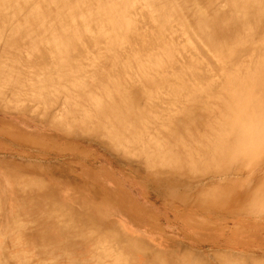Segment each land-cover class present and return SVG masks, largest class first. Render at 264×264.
Listing matches in <instances>:
<instances>
[{"label": "rangeland", "instance_id": "rangeland-1", "mask_svg": "<svg viewBox=\"0 0 264 264\" xmlns=\"http://www.w3.org/2000/svg\"><path fill=\"white\" fill-rule=\"evenodd\" d=\"M5 1L8 2L7 0H3V1L0 0V2H1L0 19H1V21L2 20L5 21V22L2 21V23L3 22L4 23L0 24V28H1L0 29V34H1L0 36H2L1 37L2 41L0 40V42L2 43V44L0 43V47H1L0 52H3L4 50L7 52L9 51L10 55L6 54V58L8 60H6V58L4 56L3 62L6 63V65L10 64L11 66H14L15 68L17 66L18 71H20V72L22 71L21 74L22 75L24 74L28 78L30 77L28 75V73L33 72V71H35V72L39 71L40 74H42V72L43 73L46 72V74L48 76H49V74L51 75L53 73L52 76H56L57 72H59V70H60L59 69L60 67H58V66L64 67L65 65L70 63L73 66V67H71L72 71H74L78 68L77 70L79 71V73L82 72V74L80 73V76H81L80 77L78 74H76L77 73V70H76L75 71L76 76L73 75L75 78L74 79L72 77V74H74V73L72 71H70V73L72 72L71 77L73 78V79L72 78H70V79H72L73 81L74 80L78 81L77 75L80 77L79 80H81L83 78V76L85 75V73H89L92 70V72H90V73H92L95 76V78H96L95 82L97 83V87H98V88H95V87L92 88L94 90L93 92L96 93V95L100 94V93L101 94L103 93V95H107V94L110 95V93L113 92L111 94L113 95V97H116V98H114V100H116L115 102H117L119 104L123 103L124 106H126V104H127L128 106H126L125 108H132V107L135 108V106H132L133 105L132 101L134 99L136 100L135 97L139 96L138 98L141 99V100H139V102L141 103L140 105L143 106L142 111H144L145 110L144 108L147 107L146 111L149 112L152 109L154 111V113L153 112H151V113L155 114L153 116H156L155 117L156 123H154L155 122V120L153 119L154 117L150 118L152 116H149V118H148V115L146 117H145V115H143L144 119H142V124H144V122H146V120H147L148 125H149V121H150L154 125L157 126V125H163L162 123H160V121L161 122L163 121L164 125L168 126L167 128H162V130L164 131L165 134H163L161 132L160 133L161 137L159 136L160 134L157 136L158 138H160V140H162L163 142H167V143L166 144L162 143L160 140L157 139V137H156V140H155V138L147 137L145 139V141L143 142V146H142L144 148L146 145L145 150L150 151L152 149V143H153L151 141H157V140L160 141L162 144H165L164 148H167L168 145H171L173 148H175L173 146L174 141H175V135H172V136L169 135L170 133H168V131L176 129L175 128L177 126L176 123H178L177 121H180V117H181L180 112L183 109L186 110L190 106L192 107V105H194V103L197 99L198 100L200 99V102H202V101H204L205 96L207 98V95H208V97L210 96V98L207 99L208 102L210 101V99H212V101H210V103H208V104H211L210 107H208V109L207 108L205 109L208 115L206 114L205 111H202V113H200V119H198V120L208 121L209 118L213 117L214 119L216 118V121L218 118L219 122L220 121L222 122L224 120L227 123V125L229 124L228 120L233 119V117L231 116L232 115L231 113H233L234 109H235L232 107L233 106V100L237 101V100H244L245 99V96H241L242 99H240V96H238V94L241 93V90H237V89L234 90L233 88L230 91L231 94L229 93V91L224 90V88H220L221 90H219L218 98H216L217 96H215V95H214V97L216 100L214 99L213 96L211 97V94H212L211 91L212 90H211V84L210 83L212 82V84H213V82H214L213 79L216 80L217 78H220V76L222 78L223 75H225L224 71H223L224 69L222 70L221 66L219 65L221 63H219V60L217 61V59H219L218 57H220V56L216 55L217 56L216 57L215 55H213L214 53L212 54L206 48H204L208 51V52H205L206 56L204 58V54L201 52L203 50V47H204V46L202 47L203 44L200 45L201 44L200 41L196 37L193 38V36L189 34V31H188L186 26L184 27V30H183V28L181 29V27L184 25H182L179 22V20L177 23H180L181 26H179L180 24L178 26L175 25L176 23H174V22L177 20L174 19L175 20V21L173 20L174 22L172 20H170L172 24L171 25L169 24V26H171V27L170 28L168 27L169 29H167V31H166V29H164V31L162 30V27L167 28L166 24L163 25L162 23L159 24V22H157L159 27H160V25L162 26L160 28V30L163 32H167L165 34L162 32L163 33L162 36L164 39H166L168 41L170 48L173 46L172 43H174L173 38H177L175 40V43H174V45L177 48L176 49L171 48L173 58H172V54H170L171 53L170 48H169L170 52H168V50H167L168 48H165L166 50L165 49L163 50L164 52L167 51L171 55V56L170 55L166 56V55H168L167 52H166V55H164V56L170 58L169 62H168V60H166L168 58L163 56V52H162L163 48H161V50H159V53H161L159 55H162V56L157 57L158 56L157 54L151 55V52L148 50L149 47L151 46V44L149 45V43L153 42V40H156L155 38L153 39L151 37H154L156 35V33L157 34L161 33V31L158 29V27L155 29L158 31H155V30H154L155 32L153 31L154 27L152 28V26L154 24H152L151 17L148 16L150 8L146 4L147 0H139V1L135 0L132 3V5H131L132 1L126 0L128 2V4H127V2L124 0L126 2V6L124 5L123 0H121L122 2L120 0H105V1H109L112 3V5L109 3L110 6H115L116 4L119 5V6L116 5L117 7H114L113 10H115L114 11L115 13H113V15L116 14L117 12H119L118 15L120 16V18H122V14L125 11V9H127V7H129L128 9H130V11L128 10V14L126 12L124 15V24H125V20L127 22V19H128V22L130 24L127 25V23H126L125 24L126 30L124 28V30H122L120 33V34H122L120 37L123 38L124 41H125V39H128L127 40L128 44L125 43L126 44L125 45L124 42H122L123 40L121 41L118 39L117 40L120 42H117V40H116V42H114V44L115 43H121L118 45H119V47L123 48V49H121V48L117 49L118 47L116 44V47H117L116 49L121 51L120 53L123 57V58L122 57L120 58V61H123V62L125 61V63H126L128 58L130 57L129 60L131 63H133L132 64L133 66L132 65L131 66L134 67L135 69L131 68L130 65L127 64L128 63L127 62L126 63V67H127L126 69L127 70L126 69L125 70L130 73L129 74L127 72L128 75H130L131 77L128 78L129 76L126 77V75H124L126 77V80H127V82H126L125 78L122 75L121 79H120V77H117V79H119V80L118 81L116 80L115 82H117L118 85H121L120 81L122 80V84H124L123 86H126V89H128V88L131 89L130 90L131 94H133L132 92L134 89H135L134 92L137 93L136 90H137V87H139V86L136 85L135 86L136 88L134 87L133 89H132L133 86H131V87H129V86L131 84L137 82V80H139V78H136V80H134V82L131 83V81H133V79L135 78V77H133V75H135V74L137 75L139 73L137 76H140V79L142 78V81L141 80H139V81H140V83L146 85L145 86L146 89L144 88V86L141 85L145 89V91H143V90L141 91L144 95L141 96L142 93L140 94V91L137 90L138 94L134 93L137 96H133L134 94L132 95L134 97L133 100L131 99L133 97H126L128 99L123 98L122 95L125 94L124 96H126V94L128 93V91L125 88H124V90L127 91L126 93H124L125 92L124 90L122 91L121 86L117 85L118 89L113 88V87H116V84H115V82H113L112 77L115 78L116 75L118 76L119 74H123L120 72H123L122 69L124 68L123 66L125 63L123 65H121V63H120V68H122V67L123 68L121 69L122 71L120 69L118 70V68H119V66H118L119 61L118 60L119 59L117 58V55H119V53H115L116 50L114 51L113 49H110L111 51L113 50V52H110V50H108L110 48V46H107V48L109 47L107 49L105 47L106 45H104V43H106V41L110 39L108 34H110V32H112L111 31L112 29H110V27L113 26V25H111L113 22H112V20L110 21L106 17V14L103 13V11H104L103 9L100 10L103 7H101L99 10H97L100 14L96 13L97 14L96 15L94 13V11L91 10L92 7H89L90 1L81 0L78 2V0H77L76 2H78L79 6H80L79 10L81 12L80 13L81 17L79 16V14L77 16V12L74 10V7L73 8L71 7L73 12L72 11H71L72 13L69 12L68 13L69 16H66V15L62 16L64 18H61L62 19L61 20L59 15H62L63 11H65V10L66 11L64 13L67 14V10L68 9L71 10L70 6L74 5V4L69 5V3L67 5V2L70 0H68L67 2L65 0L63 2V7H65V8H63L64 10L61 9L62 8L61 5L58 6L59 1H60V4L62 3L61 0H57L58 4H56L55 3L56 1H54V0H39V2L37 0L35 3L39 4L38 7H40L41 8L40 10H42L43 12L45 10V7L47 9L50 7L51 12L48 9V12H47V10H45V12H44L45 14H47V13L51 14L52 13L51 15H55L56 13L54 12V10H56V12L58 10L59 15L56 17H52V19H54L55 21L59 19L58 22L59 21L62 22L65 19V21H64L65 23H67L68 20L71 23L77 22L76 24H74V23L71 24L68 22L67 24H69V25H67V24L66 25L69 27H71L72 25H75L74 29L77 27H78V29L80 28V32H82V35L84 33H85L84 35H86V34L89 35L88 30L89 31L92 30V31H90V33L94 32V34H92V35L90 34L87 37L81 36L78 29H75V32H74V30H72L73 27H71L70 29L74 33H71V31H69V32L72 34L73 38L76 37L77 33H78V35L80 34L81 39L80 40L78 39L79 42H77L74 38V41H73L71 34H69L71 38L65 39L66 43L69 45L65 44L66 46H63L60 43L64 40L65 37L64 36L60 37V39L63 37V39H61L62 40L61 42L59 41L60 39H58L59 38L58 36H60L62 34V31L60 30L61 31L60 35L56 34L55 28L57 27L58 23L56 22V25H55L56 27H55L54 26L55 23L52 20L50 22L52 23V25L54 27L51 28L52 25L48 26V24L50 23L49 20L51 18H49L48 20H45L47 24L45 23V21L42 20L40 15L44 16V13L43 12H42L43 14L39 13L40 10L37 7V5L34 4L37 8L33 5L35 0L34 1L32 0V2H31V0L28 1L31 3V5L26 0V3H28L27 6L25 3V0H23L25 3V4H23L24 8L22 7V10H24L23 12L21 9H19L21 7H19V8L16 7L19 5V3H20L19 6H22L21 3H23V1L20 2V0H17V1L14 0L15 2H19L16 4L13 3L14 5L11 2L12 0H9V2H11L12 5L10 3L7 4ZM46 1H48L49 4ZM50 1H52V2L54 1V2L52 3ZM71 1H70V4H72ZM82 1H84L85 5L82 3ZM92 1L95 2V3H93V9L94 8L98 9L96 7H98L99 5L100 6L102 5V2H101V4L98 5L99 0H97L98 3H96L97 2L96 0L95 1L92 0ZM179 1H181V0H177L178 3H179ZM195 1L205 11H210V10L215 9V8H227L226 0H191V3L195 2ZM65 2H66V5H64ZM76 2H74V3H76ZM5 3L7 4V7L9 8V10H11V11L18 8L17 12H14L16 10L10 12V11H8L7 8L5 10L8 12V13L6 12V14L10 13V17H12L13 12L15 13V16H13L14 17L13 18L14 23H17L15 20H18L17 18H20L19 19L20 21H18L19 24L17 23L16 27H14L16 24L12 23L13 22L12 18H10L11 20H7V18H9V16H7L4 12V8H5L4 6H6ZM81 3L84 6H82ZM143 3L146 5V8H145V6H141V5H143ZM42 4H43V6H42ZM50 4L56 6L57 9L55 7H53L52 5L50 6ZM2 5H4V6H2ZM8 5H10V6H8ZM105 5H106V3H105ZM223 5H225V7H223ZM31 6L32 7L34 6V8H36V9H34V11L32 10L30 12V11H28V8H31ZM66 6H67V8H66ZM77 6H75V8ZM90 6H92V5H90ZM120 6L123 8L122 10H121ZM132 6H133V8H132ZM139 6H141V7H139ZM13 7H14V9H13ZM82 7H83V9L81 11ZM118 7L120 8V11H122L121 14H120ZM105 8L107 9L108 7L105 6ZM111 8L112 7H109V9H111ZM18 10H20V14H19ZM60 10H62L61 14L59 12ZM83 11H85V12H83ZM135 11H136V13H135ZM29 12H30V15L28 14ZM33 12H35V13H33ZM74 12H76V14H75L76 18L74 17L75 15L73 16ZM92 13H94V14H92ZM24 14H25V16H23ZM34 14H36V16H38V17H36ZM88 14H91L92 17H90V15H89V18H88L87 17ZM137 14H139V15H137ZM17 15H19V16H17ZM93 15H95V17H93ZM132 15H135V16L133 17ZM26 16L29 18L30 17L31 18L34 17V18L30 20ZM45 16L48 18V15H45ZM70 16H73V17H70ZM96 16L99 17V18L97 17L98 23L96 22L97 21ZM24 17H26L25 19H29L28 22L32 21L30 23L32 27L30 28L31 30H30L29 34H28V31H29L28 27H30V24L28 25L27 23H25V22H27V20H24ZM82 17H84V19L86 18L88 20V24L86 23L87 20H85L83 22ZM110 17H111V15H110ZM137 17H139V18H137ZM142 17H144V18H142ZM93 18L96 19L95 20V24H97L96 26L92 25V24H94ZM147 18H148V21H147ZM73 19H75L76 21L75 20L71 21ZM111 19H112V17H111ZM132 19H134V22L135 21L136 22L134 23ZM143 19H145L146 21L144 20V22H143ZM188 19L192 21L193 15H191ZM37 20L40 21L38 24L35 23V22H38ZM66 20H67V22H66ZM89 20H90L91 24L89 23ZM92 20H93V22H92ZM102 20H103V23H101ZM141 20H142V22H140ZM23 21L25 24L28 25V26L26 25L27 28L22 26V24L24 25V23H22ZM81 21L83 23H81ZM20 22H21V24H20ZM60 22H59L58 26L62 27L63 24L65 25V23L62 24ZM131 22L134 25L132 24V26H131ZM32 23H34V24H32ZM78 23H80V25ZM105 23H107V24H105ZM138 23H139V25H138ZM5 24L8 25L7 28L10 31V34H9L10 37L7 36L8 35L7 34L8 29H6V26L3 27V25H5ZM44 24H46L45 27L48 26V28H51V30L47 29L48 33L54 31L53 34L49 33L50 37H49V35L46 36L47 33L44 32V30L46 31V29H44ZM101 24H102V27H101ZM103 24L105 26L104 28H103ZM114 24H116V23H114ZM12 25H14L13 26L14 28H12ZM66 25H65V27L69 28ZM85 25H87V26L90 25V26H88L89 29L87 27H85ZM143 25L145 27L142 28ZM18 26H19V28H17ZM40 26L44 29V30L42 29V34L44 33L43 34L44 37H42V34L40 33L41 32ZM81 26L85 27L87 30L82 28ZM92 26H94V27H92ZM98 26H99V29H98ZM126 26L127 27L129 26L128 27L129 29H131L130 27H132V30L130 31L129 29H127ZM138 26H140V27H138ZM149 26H151V27H149ZM156 26H157V24H156ZM174 26H177V27H174ZM33 27L37 30H38V27H40V29L38 31L41 35V37H40L41 39L39 38V35H38V37L32 35L33 37L31 38V31L33 34L38 33V31L34 30ZM60 27H57V33L58 34H59L58 29ZM96 27H97V30H96ZM16 28H17V31L15 30L16 31V34H15V31H13V30ZM66 28H65V30H67ZM141 28L143 31H141ZM174 28L176 29L177 32H175ZM2 29L4 31H1ZM53 29H55V30H53ZM108 29H109V32H108ZM138 29H139V32L137 33ZM146 29H148V30L152 29V30L148 32V30H146ZM81 30H84V31H81ZM99 30H101L103 37H99V36H96V37L104 38L101 41H99L100 40L99 38H98L99 40L97 38H95V35H98L99 33H100L99 35L101 36V32ZM178 30L179 31L183 30V31H181V35L179 32L180 36L183 35V32L187 31L188 33L187 32L186 33L190 35L192 40L189 37V35H187V34H184L185 37H183V36L179 37L178 34L172 35L173 38L171 36H169V33H170V35L172 33H178ZM18 31L20 33L22 32L23 34H20ZM24 31L27 32L26 34L29 36H25ZM104 31L108 32V34L106 32L104 34ZM129 31H130V33H129ZM152 31H153V34H151ZM3 32H5L4 35H3ZM17 32H18V34H17ZM123 32L126 34L123 35L124 34ZM214 32L220 33L219 29H215ZM75 33H76V36H74ZM139 33H141V35ZM146 33H148V34H146ZM54 34H55V36H54ZM120 34H118V35H120ZM133 34L137 35V38L135 37L134 41L132 40V38H134V36H135V35L133 36ZM16 35L18 36L17 38H16ZM23 35H24V37H29V38L24 39ZM164 35H166L167 38ZM186 35H187V37H186ZM91 36H93V37H91ZM115 36L116 35H114V37ZM123 36L124 37L126 36V37L124 38ZM52 37H53V39H52ZM80 37L78 36V37H76V39L80 38ZM117 37H115V38H117ZM130 37H131V39H130ZM141 37H143L144 39ZM5 38H7V40ZM14 38H16V39H14ZM30 38L32 41H28ZM38 38H39V43H41V41L43 43L39 44L37 41ZM111 38H113V37H111ZM170 38H172V39H170ZM4 39H5V42L3 41ZM55 39L57 40L56 43L52 44V41L55 42ZM140 39L142 41L143 40L144 41L142 42ZM183 39H185V40H183ZM188 39L190 40V42L188 41ZM196 39H197V42L195 41ZM17 40H23V41H18V43L23 42L21 44L23 48L20 47V43L18 44ZM69 40L70 41L72 40L73 42L72 41L71 42L73 44L70 43ZM85 40L87 41V43H85L86 42ZM93 40H94V42H93ZM97 40L99 41V43H98L99 48H97V45H96ZM104 40H105V42H104ZM130 40H132V41H130ZM10 41H11V43H14L13 46L10 45L11 44ZM15 41H16V43H15ZM49 41H50V44H49ZM138 41H140V43L141 42L142 43L138 44ZM184 41L186 44L184 43ZM187 41L189 43L193 42L194 44L193 43H192L193 45L189 44ZM25 42H27V44L30 42H33V44L36 43L37 44V45L35 44L36 47L37 48L39 47V48L37 50L35 49V47L32 49V47L34 46L32 43L28 44V46L26 47ZM76 42H77V44H75ZM109 42H111V45H112L113 42L111 41V39L109 40ZM7 43H10L9 44L10 47L7 45ZM46 43H48L47 44L48 46L45 45ZM81 43H82V48L80 47ZM38 44H39V46H38ZM63 44H64V41H63ZM74 44H75V47H74ZM123 44L126 47H123ZM176 44H178V45H176ZM15 45H17V47L20 48L19 50H21V49H23V50H21V52H19V50L16 49L17 47ZM49 45H50V47H49ZM130 45H132V46H130ZM146 45H149V46H146ZM190 45H192V47ZM194 45L195 46L197 45L196 49H198L197 51H200V52H197V54H195V56H198L197 58L194 56V53H193L196 50H192L195 48ZM40 46L42 48H40ZM55 46H56V48H58L57 50L54 49ZM135 46H138V48H135ZM175 46H174V48H175ZM200 46L202 48L201 50L199 48ZM13 47H14V49H13ZM44 47H45V49L48 48V50L43 49ZM111 47H115V46H111ZM132 47L135 49H133ZM188 47H190V48H188ZM28 48H31L32 50L28 49ZM64 48L67 50V52L68 51L70 52V50H72L70 55L67 53H65L66 56L64 54H61L62 51H65ZM68 48H72V49L68 50ZM141 48H143V49H141ZM158 48H160L159 45H158ZM185 48H186V50L184 51ZM26 49H27V51H26ZM74 49H76V51ZM103 49H107L108 51H106V50L102 51L101 53L104 52L105 54L100 55L99 50L101 51ZM139 49H141L142 51H140ZM33 50H36V51H33ZM73 50L75 51L74 53H73ZM143 50H145V51H143ZM23 51H25V52H23ZM28 51L30 53L34 52L36 54L33 53L32 56H30V54H28V56H30V58H29L30 60H28L27 56L24 57L26 60L25 59L23 60L22 56L25 55L24 53L27 54ZM44 51H46V52H44ZM51 51H53V52L51 53ZM57 51H60V52H57ZM97 51H98V54H96ZM137 51L140 53V55L142 57L144 55L145 58L147 56L149 58H151L149 60V58L147 57L149 60V63H150V61H155L157 59L160 60V62H161L163 60H161L160 57L162 59L164 58L167 63L164 61L165 65L163 68H161V66L163 65L161 63L162 65L160 66V68L162 70H160V68L157 65H156V67H157V69H159V71H162L163 73L165 72L166 74H167V72H169V74H170V72H172V71L176 72L178 70L177 64H176L177 62L175 60L177 58V61L180 62V59L182 60L183 55H184V59H186L185 54H187L186 55L187 57H189V55L194 56V59H197V61L199 59V61H198L199 63L201 61L200 59L204 58V61H206L205 66L202 65V63H200L201 66L198 65L199 69L202 68L201 71L204 70L203 72H201V75L198 74L199 73L198 67H196L197 70L195 68L190 69V67H189L187 70L186 69L185 70L187 71V73L190 70L189 71L190 73H188L185 77H187L189 75L190 79L188 77V78H186V80H188V81L190 80L189 81L190 83H191V80H193L194 82H199L200 84H203V85L205 84V86L210 85V87L208 88V89H210V91L208 93L205 92L206 95L204 92H203L204 94H202V89H203V91H206L204 89L205 86L200 85V87L202 86V88H199L200 90L197 88V90H196V89L192 88V86L194 84V82H193V84H191V85L189 83H187L188 88L185 87L186 91L183 90V85H181L180 86V87H182L181 91H182V93L185 92L184 93L185 95L184 94L178 95L177 93L178 92L180 93V91H178V88H180V87L177 84H179V83L181 84V82L175 83L174 80L169 78L170 75L168 76V74H167L166 79L169 78L171 80V81H169L170 83H168V81L165 79L164 74H161L162 72H160V77L157 75V73L159 71L156 68L155 69L157 70L156 71L157 73L152 75V73L155 72V71H153L154 67H151L152 68L151 69L148 65H147L148 68L146 66H144L146 64L147 60L140 57V55L139 56L137 55V57L140 58V59L138 58L139 59L138 62L139 61L142 62V60L144 62H142V68H141L142 70L139 71V69H137V68H139L141 63L140 62L138 63L137 61L135 62V59L132 58V55L134 56L135 53L136 54L138 53ZM157 51H158V49H155V52H157ZM178 51L179 52L184 51L186 53L183 52L184 54H182L181 52L179 53ZM22 52H23V55H22ZM82 52H84V53L82 54ZM122 52H124V53H122ZM190 52H192V55ZM19 53H21V56L19 55ZM48 53L50 54V56ZM58 53L61 54V58L63 56H65V58H62V59H66L65 60L66 62L67 61H70V62H68L67 64L65 62V65L64 64L57 65L58 63L61 62L59 59L60 55ZM110 53L113 56H110ZM12 54L17 55L16 58L20 64L18 62L17 63L15 62L14 63L15 65L12 64L13 63L12 60L14 59V61H15V58L11 57V56H13ZM51 54L53 56L58 54L59 56L58 55H56V56L58 57L59 62L57 60H55V59H57V57L54 58ZM75 54H76L77 58H76ZM129 54H131V55L128 56ZM175 54L177 55V56H175L176 58L174 57ZM201 54H203V57ZM3 55H5V54L3 53ZM3 55H2V57H3ZM38 55H40V56H38ZM71 55L73 56V58L71 57ZM98 55L102 58H99ZM121 55H119L118 57H120ZM180 55H182V56L180 57ZM200 55L202 58L200 57ZM33 56H35L34 59H33ZM74 56H75V58H74ZM207 56H208L209 63L206 59ZM214 56H215V58H214ZM49 57H50V59H49ZM66 57H68L69 59ZM134 57H136V56H134ZM154 57H156V58H154ZM11 58H12V60H11ZM71 58L73 59V63L71 62V60H72ZM83 58H84V60H83ZM93 58L94 59L97 58V59L94 60V64L92 65L91 62L93 61ZM178 58H179V60H178ZM211 58H213L214 60L212 61ZM221 58H223L222 55H221ZM77 59H80L79 60L80 64H78L79 62ZM89 59L91 60L90 63H89ZM171 59H173L174 61H172ZM116 60L118 61V63L116 62ZM23 61H25V62H23ZM54 61L55 62L57 61V63H54ZM109 61H110V63H109ZM204 61H202L203 64L205 63ZM62 62H64V60ZM97 62H98V64H96ZM130 62H129V64H131ZM174 62H176L175 65H174ZM210 62H212V63L210 64ZM215 62L219 63V64H216ZM22 63H23V66H20V65H22ZM30 63H32L31 66H28V65H30ZM39 63H41V64L39 65ZM48 63L50 64V70H48L46 68V67L49 68ZM83 63H85V64L83 65ZM114 63H116V65H117L116 67H115ZM137 63L139 64V66ZM207 63H208V65H207ZM35 64H36V66H35ZM55 64L57 66H55ZM87 64L90 65V67H88L86 70V66H88ZM112 64L114 66H112ZM151 64H153V63H151ZM41 65H43V66H41ZM53 65L56 68L58 67V69H56V68L54 69ZM97 65H98V67H97ZM153 65H155V64H153ZM158 65H160V64H158ZM168 65H170V67H172V68L170 69V67ZM206 65L208 68L206 67ZM216 65H219V66L215 67ZM79 66L82 68H80ZM109 66L113 67V68L110 69ZM128 66H129V68H128ZM174 66L176 68H174ZM203 66L206 67L207 69L206 68L203 69L204 68ZM39 67H40V69H42V67H43L41 72L38 69ZM51 67H53V69ZM168 67H169L170 71L166 70V69H168ZM218 67H220V68L218 69ZM64 68H65L63 70L64 72L60 73V76H61V74L63 75V73H65L66 70L69 71L70 67L69 68L64 67ZM173 68L176 69V71L173 70ZM210 68H213V69H210ZM46 69H47V71H46ZM105 69H106V72H105ZM113 69H115L114 74L116 73V75H114V76L109 75L110 73L113 74V71H114ZM129 69H132V70H129ZM133 69H134V71H133ZM208 69H210V72L213 71L212 73H214V75L210 74ZM214 69L219 73L222 70L223 73L222 74L220 73V76H219V74L216 73ZM88 70H90V71H88ZM143 70L145 72L147 70L148 73H149V71L150 72L153 71L152 73H150L153 76L152 79L150 78L152 81L150 79L146 81V79L144 78V77L149 76V75H147V73L143 72L144 77L143 76L141 77V75H142L141 71H143ZM191 70L196 71L195 73H196L197 77L200 76L198 79L201 80V82L197 79L196 75L192 74V73H194V71L191 72ZM48 71H50V72L48 73ZM60 71H62V70H60ZM135 71L137 73L132 74ZM178 71H180L181 73L184 72V74H186L185 71H183V72L181 70H178ZM259 72H260V74H258ZM66 73H68V72H66ZM70 73H68V75H66V77L69 78ZM202 73H204L203 74L204 76L206 74V76H205V77H207V78H205V79H207L206 81L209 80L208 77L211 75L215 76L216 78L209 77L211 79L209 80V85H208V83L205 80H203L204 76L202 75ZM124 74H126V73H124ZM145 74L147 76H145ZM180 74L177 76H179V79H182V77L180 78ZM44 75L42 74V76H44ZM58 75L56 76L57 78L50 76L49 83L50 84L52 83V85H50V86L46 85V83L48 81V79H47L48 76H47V78L43 77V78H45V79H43V85L44 86L42 85L41 87H45V89L44 88H42V89L39 88V90L38 89H35V90L25 89V90L21 91L20 93L13 95V96L10 94H8V95L6 94L3 96V98H2V96L0 97V264H147V263L149 264V262H151L150 264H233V263L234 264H242V263L243 264H264V248H263L264 247V176H263V174L262 175H258V174L250 175L248 173H243L239 176L238 175L234 176L236 178L230 177L228 179H220L218 176L216 177V175H215L217 173L216 171H218L220 168L222 169L224 167L229 168L230 166H232V168L230 167L229 169H233L234 167L237 168V166L239 165V163L241 162L242 159L241 160L240 159L235 160L234 158H228L229 161H228V159H225L222 162H219L218 165L213 164L214 165L213 166L210 164L207 166L206 163H204L202 160V158H204V157L200 158L201 156L198 153H195V152H197L196 150H193V152H192V153H195L192 155L193 158L190 156V159L186 158V159H183V161H182V160H180L179 157H177V159L175 160L173 155H176L175 153L180 154V151L178 150L179 148H175L174 151L170 150L171 151V152L169 151L170 156H165L164 158H160L158 160V162L160 163L159 168H157V167H155L154 169L151 168L152 169L151 174L150 173L148 174L145 171L143 172L144 164H146L147 160H145L146 159V157H145L146 153L145 154L143 153V151L141 150L142 147L139 145V143L130 142L128 144V145H130V149H129V147L126 145L127 142L122 143L123 145L121 146V144H119L117 142H113L112 139L110 140V138H108V136H106L107 131L102 130V129H98V126L107 125L108 120H106L105 118H98L99 114L96 113L97 107H95V105H93V106L90 105L91 108H89V110H93L95 108V111H92L94 113H92L89 110H85L86 109L85 106H87V104H85L83 102L82 103L84 104L83 105L84 108L82 106L76 107L73 105H71L69 108L67 106H64V102H65L64 98H66L65 94L60 90L57 92L55 91V89L57 88V85L60 84V82H59V84L57 82V81H59ZM154 75L159 77V78L156 77L158 80H160L162 78H164V80L159 81L161 83H159L157 80H155L156 82H158V84H157L156 82L153 81L154 79H156ZM171 75H172V77H174L176 74L172 73ZM256 75H257L259 81L264 80V72L263 71H257ZM63 76H65V75H63ZM109 76L110 77L112 76L111 77L112 80ZM177 76H175V77H177ZM149 77H151V76H149ZM193 77H195V78L191 79ZM46 79H47V81H46ZM110 80L113 82V84ZM124 80H125V82H124ZM244 80L246 82H248V80L246 78H244ZM99 81L101 83H98ZM128 81L130 83H128ZM175 81H176V78H175ZM259 81L256 83V85L251 84V82H248L246 84V89H247V92H249L252 100L254 99L257 101V100L261 99L260 105H262L263 109H264V99H263L264 96L263 95L261 96V94L264 93V88H262L263 82L262 81L259 82ZM49 83H47V84H49ZM126 83H128V84H126ZM147 83H149L148 84L149 86L147 85ZM151 83L153 84V86H150V85H152ZM164 84H168V85H171V84L175 85L176 84L177 86L176 87L173 85L169 86L168 88L171 90V92H170L168 90V88L164 89L167 86V85L165 86ZM127 85H128V87H127ZM154 85H156L155 88H154ZM184 85H186V83ZM107 86H108V90H107ZM160 86H162V87H160ZM48 87L49 88L52 87V88L50 90H48L49 89ZM54 87H55V89H54ZM193 87H195V85ZM196 87H198V86H196ZM46 88L48 91L46 90ZM152 88H154V89H152ZM162 88L164 90L170 92L172 95L174 92L175 95L180 96L184 100L186 98L187 100L184 101V100H181L180 97L179 98L176 97L178 99V102H179L178 103L176 101L177 99H173L172 95L170 93H166V91H163ZM213 88L215 89V87H213ZM40 89L43 90L42 93H44V94L40 95V97H39V94L37 93L38 97H36L35 91H38L41 94ZM175 89L177 90V93H176ZM193 89L195 90V91H193L195 93H193L191 91ZM214 89H213V91H214ZM256 89L258 92H256ZM105 91H107L108 93H106ZM156 91H158V92L160 91V94L164 93L165 94V95L163 94L164 96H167V94H169L168 96L171 95V97H168V98L164 97V96L162 97L160 95L163 98V100H162L163 104L164 103H166V104L163 105L162 103H160L161 97L157 96V94H159V93ZM198 91L201 93L202 97H203V95H205L203 97V99L200 97L201 95L199 96V94H197ZM215 91H218V90L215 89ZM232 91H234V92H232ZM59 92H61L63 95ZM191 92H192L191 98L194 96L193 98L196 99L195 97L197 95L199 96V98H197L196 100H193V98L191 99L189 97V99H188L187 96H189ZM49 93H51V94H49ZM79 93L80 92L77 93V95H78L77 98L78 97L81 98V93H83V92H81L80 94ZM115 94H117V95H115ZM44 95H49V97L45 98L46 96H44ZM118 95H121V97L123 99L121 100L120 96L118 97ZM221 96H223L224 98H222ZM100 97H101V95H100ZM174 98H175V96H174ZM150 99H152V100L150 101ZM153 99H155V100H153ZM164 99L165 100L168 99L169 101L171 99H173V100H171L173 103L170 104L171 101L170 102L164 101ZM153 101L154 102L160 101V102L159 103L156 102L155 104H153L154 103ZM183 101H184V103H183ZM125 102H126V104H125ZM168 102H169V104H168ZM246 102H247V100H246ZM136 103H134V105H136ZM149 103L153 104V105H151L152 108H150ZM189 103H191V104H189ZM230 103H231V105L229 106ZM218 104H219V106H218ZM225 104H228V105H225ZM138 105H139V103H138ZM153 106H154V108H153ZM166 106H167V108H166ZM194 106H196V104ZM74 107H76V108H74ZM92 107H93V109H92ZM158 107H159V109H158ZM77 108H78V110H77ZM79 108H81L80 109L81 111L79 110ZM136 108L139 109L140 106L139 107L137 106ZM136 108H135V110H136ZM163 109H164V112H163ZM226 110H228V111L226 112ZM76 111H79V112L77 113ZM156 111L162 112L163 116H166L167 118H169V116L167 115L168 114L167 112H169V114H171L170 120L171 119L172 120L170 121L166 117H161V116H160L161 120L160 119L157 120L159 118V115ZM229 111L231 112L230 114H229ZM213 112H215L216 114ZM220 112H221V114L226 112L222 115L223 116L225 115L228 117L227 118L225 116L222 117ZM80 113L83 114L84 117L82 115H80ZM151 113H149V114H151ZM175 113L177 116H174ZM76 114H78V115H76ZM143 114H146V113L144 112ZM213 114H215V115H213ZM88 115L91 116V119H90V117H87ZM178 115L180 117L177 121H175L174 118L178 117ZM201 115H203V116H201ZM208 116H209V118H208ZM214 116H216V117H214ZM219 116H220V118H219ZM206 118H207V120H206ZM213 118L211 119L212 122L210 121L211 125H212L210 127H212V129H214L213 131H216V129L218 130V126H216L215 120H213ZM221 118H223V119H221ZM250 118H252L251 115L246 117V119H250ZM94 120H95V122H94ZM165 120H168V121H165ZM224 121L222 123H224ZM214 123H215V125H214ZM146 124H145V126H147ZM153 124L150 123L149 127L153 128L154 127V126H152ZM156 126L154 127L155 132H157ZM190 127L193 131L194 127H192V125L189 124V128ZM189 128H188V130H189V132H191ZM179 130H180V127L178 128V131ZM208 130L209 129H206V132H207L206 134H208ZM142 132H144V131H142ZM189 132H187V133H189ZM147 134H148V132L146 131V135ZM162 134L165 136L162 137L163 136ZM149 135L151 136L150 133H149ZM186 136H188V137H186ZM189 136H191V135H189V134L184 135L183 134L182 137H179V138H181V139L185 138L188 141L187 143L191 144L192 138ZM129 139L131 141L133 140L132 137H130ZM148 139H149V141H148ZM150 142H151V144H150ZM115 145H117V146H115ZM192 153H190V155ZM194 158H196V159L194 160ZM189 160L193 161L191 163H192V165H194V167H192V165L189 163L190 162ZM196 160H197V162H195ZM198 160L199 161L201 160L200 162L204 163V166L201 165L202 163L200 164ZM78 161L84 162V165L79 164ZM196 163H199L200 168L203 166V169L201 168V170H199L200 168H197L198 169L197 170L196 167H198V166L195 165ZM205 165L208 168L205 169V167H206ZM192 168L194 169L193 171H192ZM138 170H141L143 172V174L142 173L140 174L139 173L140 171L137 172ZM156 171L163 172V173L169 172L171 174L169 176L172 179L169 181H166L165 186H163L164 187L163 192H162V189L161 190H158V188L154 189V187L147 186L142 181V178L150 179V180L152 178H154L153 174L156 173ZM199 171H202V172H199ZM60 173L66 174L67 176H69V179L76 178L77 182H69V181L64 182V181L60 180V178L62 177L60 175ZM237 177L239 179H237ZM208 181H210V182H208ZM227 182H229V183H227ZM80 186H83L85 192L82 189H80ZM92 186L96 188V194H94V195L91 194V192L86 191V189H88L89 187H92ZM216 194H217V196H216ZM69 221H70V223H69ZM14 222L16 223V225H14ZM13 226H15V227L17 226V227L15 228ZM82 235H84V236H82ZM128 237H130V238H128ZM127 239H130L132 241H130L128 243ZM135 240H137V241H135ZM168 250H170V251H168ZM40 259H42V260H40ZM238 259H240V260H238ZM231 260H232V262H231Z\"/></svg>", "mask_w": 264, "mask_h": 264}, {"label": "bare ground", "instance_id": "bare-ground-1", "mask_svg": "<svg viewBox=\"0 0 264 264\" xmlns=\"http://www.w3.org/2000/svg\"><path fill=\"white\" fill-rule=\"evenodd\" d=\"M1 1H3V0H1ZM8 2H6L7 4H11V2H12V4L14 3V4H16V3H19V2H15V1H17V0H12L11 2H9V0H7ZM21 1H23V0H20V2ZM29 0H27V2H28ZM34 1V0H33ZM37 0H35L34 1V3H33V5L35 4V5H37V7H38V5L39 4H37V3H35ZM54 1H56L55 3L56 4H58V1L57 0H54ZM53 1V2H54ZM62 1V3L60 4V1H59V4H58V6H62V8L61 9H63V8H65V7H63V2L65 1V0H61ZM68 0H66V2H67ZM71 1V0H70ZM70 1H68L67 2V5H68V3H69V5H73V6H70V8L72 7H74V10L77 12V16H78V14H79V16L81 15L80 13V10H79V1H81V0H78V2H76L77 0H72L71 2H72V4H70ZM88 1H90V3H89V7H92L91 8V10H93L94 11V13L96 14V13H99L97 10H99L101 7H103V8H101L100 10H104L103 11V13L104 14H106V17L111 21L112 20V24L111 25H113V26H111L110 27V29H112L111 31L112 32H110V34L112 35H110V34H108V32H109V29H108V32H106V31H104V34H105V32L109 35V38L111 39V41L113 42L112 43V45H111V42H109V40H107L106 41V43L108 44H106V43H104V45H106L105 47L107 48V46H110V48L108 49V50H110V49H113L114 51H115V53H119V55H121V51H119V50H117V49H119V48H121V47H119V45L118 44H121V43H115L114 44V42H116V40L118 39V40H123L122 42H124V44L125 43H127L128 44V42H127V40L128 39H125V41H124V39L123 38H121L120 36L122 35V34H120L121 33V31L122 30H124V28H125V24L127 23V25H129L130 23L128 22V19H127V22H126V20H125V24H124V15H125V13L127 12V14H128V10L130 11V9H128L129 7H127V9H125V11L123 12V14H122V18H120V16L118 15V13L119 12H117L116 14H114L113 15V13H115L114 11L115 10H113L114 9V7H117L116 5H118V4H116L115 6H110V4L112 5V3L111 2H109V1H105V0H99V3H98V1L96 2V3H98V5L99 4H101V2H102V5L100 6H98V7H96V8H98V9H93V3H95V2H93L92 0H88ZM87 1V2H88ZM92 1V2H91ZM95 1V0H94ZM121 1V0H120ZM124 1V0H123ZM126 1V0H125ZM123 2L124 3V5L126 6V2L127 1H132L131 2V5H132V3L135 1V0H127L126 2ZM139 1V0H138ZM137 1V2H138ZM31 2H32V0H31ZM38 2H39V0H38ZM42 2V1H41ZM48 4H49V2L48 1H46ZM50 2H52V1H50ZM52 2V3H53ZM66 2H65V4L64 5H66ZM74 2H76V3H74ZM122 2V1H121ZM120 2V3H121ZM144 2V1H143ZM5 3V5L6 6H4V5H2V6H4L3 8H4V12H5V14H6V12L7 11H5L6 10V8L8 9V11H10V12H12V11H14V10H16V11H14V12H17V9L19 8V7H21V8H19V9H21L22 10V7H23V4H25L26 3V0H25V3H24V1H23V3H21L22 4V6H19L20 5V3H19V5L18 6H16V7H18V8H16V9H14V7H13V9L14 10H9V8L7 7V4ZM30 5H31V3L30 2H28ZM28 3H26V6H27V4ZM82 3L84 4V1H82ZM81 3V4H82ZM105 3H106V5H105ZM110 3V4H109ZM114 3V2H113ZM130 3V2H129ZM226 3H227V8H215V9H212V10H210V11H205V10H203V8L202 7H200L199 5H198V3L195 1V2H192L191 3V0H181V1H179V3L177 2V0H147L146 1V4H147V6L150 8L149 9V14H148V16L149 17H151V19H152V24H154L153 26H152V28L154 27V29H153V31L158 27V29L160 30V28L162 27L161 25H160V27L158 26V23L157 22H159V24H163V25H167L166 27L167 28H163L162 27V30L164 31V29H166V31H167V29H169L171 26H169V24L171 25L172 23H171V21L170 20H177V21H173L174 23H176L175 25H179L180 23L182 24V25H184V26H182L181 27V29L183 28V30H184V27L186 26L187 27V29H188V31H189V34L190 35H192L193 36V38L194 37H196L199 41H200V45H202V47H203V50L201 51L203 54H204V58H205V52H210V53H214L213 55H217V56H220V57H218L219 59H217V61L219 60V63H221V64H219V63H216V64H219L220 66H221V69L224 71V74L225 75H223V77L221 78V76H220V73L222 74L223 72H222V70L220 71V73L219 72H217L215 69V72L216 73H218L219 74V76H220V78H217L216 80L215 79H213V84H212V82L210 83L211 84V93L213 94H211V97L213 96L214 97V95L215 96H217L216 98H218V95H219V90H221L220 88H224V90H227V91H229V93H230V91H231V89L233 88L234 90L235 89H237V90H241V93H239L238 94V96H240V99H242V97L241 96H245V99L244 100H237V101H234L233 100V108H235L234 109V112L233 113H231L230 111H229V114L231 113L232 115V117H233V119H229L228 121H229V124L227 125V123L224 121V123H222L221 121L219 122V120H218V118H217V121H216V118L214 119L213 117H211V118H209V116H208V118H209V120L208 121H202V120H198V119H200V113H202V111H205L206 112V108L208 109V107H210V105L211 104H208V103H210V101H212V99H210V101L208 102L207 101V99L208 98H210V96L208 97V95H207V98H206V93H208L209 91H210V89H208L209 87H210V85H209V80L211 79V78H209V77H214V78H216L215 76H213L214 75V73H212V72H210V69H213V68H210V69H208V71H209V73L210 74H213V75H211V76H209L208 77V81H206L207 79H205V78H207V77H205L206 76V74H205V76L203 75L204 73H202V75L204 76H202L203 78V80H205L207 83H208V85L209 86H205V84L203 85V84H200L199 82H194L193 80H191V83L188 81V80H186V78H188L189 77V75L187 76V77H185L188 73H190L189 71H188V73H187V69L190 67V69H192V68H195L196 70H197V68L196 67H198V71H199V75H201V72H203V71H201L202 70V68L201 69H199V66L198 65H200V63H202V65H204L205 66V64H206V61H204V58L203 59H200L201 61H200V63L198 62L199 61V59H198V61H197V59H194V56H195V54H197V52H200V51H197L198 49H196L197 47V45L195 46V48L194 49H192V50H196V51H194L193 53H194V56H190L189 55V57H187L186 55L187 54H185V58L186 59H184V55L182 56V55H180V57L182 56L183 58H182V60L180 59V62L179 61H177V58L175 57V56H177L176 54L174 55V57L176 58V62H174V65H175V63L177 64V69L178 70H181L182 72L183 71H185V73L186 74H184V72L183 73H181L180 71H176V69H174V68H176L175 66H174V68H173V70H175L176 72H170V74H169V72H167V71H170L169 70V67H170V65H168L169 67H168V69H166L167 71V74H168V76L170 75V79H172V80H174V82L176 83V82H181V84L179 83V84H177V85H179V87L181 86V85H183V90L184 91H186L185 90V87L186 88H188L187 87V83H189L190 85L191 84H193V82H194V84H193V86L195 85V87H193L192 86V88H194V89H196L197 90V88L199 89V88H202V86H205V90L206 91H203V89H202V94H204L205 92V95H203V97L206 99H204V101H202V102H200V99L198 100L197 98H199V96L201 95V93L198 91V93L197 94H199V96L197 95H195L196 97V99H194L193 97V100H196L195 101V103H194V105L196 104V106H194V105H192V107L190 106L189 108H187L186 110L185 109H183L181 112H180V115H181V117L178 115V117H175L174 118V120L175 121H177L178 119H179V117H180V121H177L178 123H176L177 124V126L175 127L176 129L175 130H169L168 131V133H170L169 135H175V141H174V144H173V146L175 147V148H179L178 150L180 151V154H178V153H175L176 155H173V157H174V159L176 160L177 159V157H179L180 158V160H182L183 161V159H186V158H189L190 159V156L193 158V154H195V153H198L201 157L200 158H202V157H204V158H202V160H203V162L204 163H206V165L208 166V165H218V163L219 162H222L223 160H225V159H228V158H234L235 160L236 159H242L241 160V162L239 163V165L237 166V168H233V169H229L230 167L232 168V166H230L229 168H227V167H224V168H220L218 171H216L217 173L215 174L216 175V177L218 176L220 179H228V178H230V177H234V176H239V175H241V174H243V173H248V174H250V175H252V174H258V175H262L263 174V176H264V109H263V106L262 105H260V101H261V99H259V100H252L251 99V97H250V94H249V92H247V89H246V84L248 83V82H251V84H254V85H256V83L259 81V79H258V77H257V75H256V72L257 71H263L264 72V0H226ZM11 4V5H12ZM13 4V5H14ZM82 4V6H84ZM127 4H128V2H127ZM135 4V3H134ZM140 4V3H139ZM34 5V6H35ZM52 4H50V6H51ZM78 5V6H77ZM90 5H92V6H90ZM95 5V4H94ZM109 5V6H108ZM121 5V4H120ZM213 5V4H212ZM8 6H10V5H8ZM29 6V5H28ZM34 6L32 7L31 6V8H28V11H34V9H36V8H34ZM42 6H43V4H42ZM47 6V5H46ZM49 6V5H48ZM53 7H55L56 9H57V7L56 6H54V5H52ZM75 6H77L76 8H75ZM105 6H107L108 8L106 9L105 8ZM119 6V5H118ZM123 6V5H122ZM129 6V5H128ZM141 6H145V8H146V5L143 3V5H141ZM141 6H139V7H141ZM0 7H1V2H0ZM109 7H112L111 9H109ZM216 7V6H215ZM223 7H225V5H223ZM11 8V7H10ZM24 8V7H23ZM33 8V9H32ZM39 8V10L41 9L40 7H38ZM66 8H67V6H66ZM72 8H71V10H67V14H65L64 12L66 11H63V14L62 15H59V13H58V10H57V12H56V10H54V12L56 13H54L55 15H51V14H45L44 12H45V10H47V12H48V9L50 10V12H51V9H50V7L47 9L46 7H45V10H44V12L42 11V10H40V12L39 13H41V14H43L44 13V16H42V15H40V17L42 18V20L43 21H45V20H48L49 18H51L50 20H49V22L50 21H52L53 20V22L55 23L54 24V26L56 25V22L58 23L57 24V27H60V26H58L59 25V22H58V20H54V19H52V17H56V16H60V19L61 18H64V17H62V16H64V15H66V16H69V12H71L72 11ZM85 8V7H84ZM87 8V7H86ZM120 8H121V10L123 9L121 6H120ZM120 8L118 7V9H119V11H120ZM125 8V7H124ZM132 8H133V6H132ZM136 8V7H135ZM1 9V8H0ZM30 9V10H29ZM59 9V8H58ZM82 9H83V7L81 8V11H82ZM117 9V8H116ZM140 9V8H139ZM64 10V9H63ZM90 10V11H91ZM147 10V9H146ZM24 10H22V12H23ZM36 11V10H35ZM92 11V12H93ZM96 11V12H95ZM117 11V10H116ZM3 12V13H4ZM13 12V15H12V17H10V13L9 14H6L7 16H9V18H7V20H11L10 18H12V23H14V17L13 16H15V13ZM18 12H19V14H20V10H18ZM21 12V13H22ZM30 12L28 13L29 15H30ZM43 12V13H42ZM60 12V14H61V12H62V10H60L59 11ZM73 12V11H72ZM71 12V13H72ZM76 12H74L73 13V16L76 14ZM83 12H85V11H83ZM101 12V11H100ZM147 12V11H146ZM8 13V12H7ZM33 13H35V12H33ZM89 13V12H88ZM94 13H92V14H94ZM122 13V11H120V14ZM130 13V12H129ZM135 13H136V11H135ZM1 14V13H0ZM17 14V13H16ZM84 14V13H83ZM100 14V13H99ZM108 14V15H107ZM126 14V15H127ZM132 14V13H131ZM145 14V13H144ZM4 15V14H3ZM35 16H36V14H34ZM45 15H48V18L45 16ZM89 15H90V17H92V15L91 14H88V18H89ZM97 15V14H96ZM110 15H111V17H112V19H111V17H110ZM113 15V16H112ZM137 15H139V14H137ZM191 15H193V20L191 21V20H189L188 18L191 16ZM2 16V15H1ZM17 16H19V15H17ZM23 16H25V14L23 15ZM33 16V15H32ZM50 16V17H49ZM73 16H70V17H73ZM100 16V15H99ZM104 16V15H103ZM133 17L135 16V15H132ZM147 16V15H146ZM145 16V17H146ZM231 16V17H230ZM4 17V16H3ZM21 17V16H20ZM27 17V16H26ZM26 17H24V20H27V22H25V23H27L28 25L32 22H28V20L30 19H33V18H29V17H27V18H29V19H25ZM36 17H38V16H36ZM75 18H76V15L74 16ZM81 17V16H80ZM86 17V16H85ZM93 17H95V15H93ZM98 16H96V18H97ZM105 17V18H106ZM140 17V16H139ZM139 17H137V18H139ZM230 17V18H229ZM17 18V17H16ZM15 18V19H16ZM99 18V17H98ZM98 18H97V23H98ZM127 18V17H126ZM125 18V19H126ZM142 18H144V17H142ZM18 20H15L17 23H18V21H20L19 19L20 18H17ZM38 19V18H37ZM56 19V18H55ZM71 19V18H70ZM82 19H83V22L85 21V20H87L86 18L84 19V17H82ZM81 19V20H82ZM103 19V18H102ZM136 19V18H135ZM35 20V19H34ZM62 20V19H61ZM75 19H73V20H71V21H74ZM93 20H94V22H93ZM93 20H92V22L94 23V24H92V25H97V24H95V20L96 19H94L93 18ZM133 20V22H134V19H132ZM137 20V19H136ZM140 20V19H139ZM144 20L145 19H143V22H144ZM178 20H179V22L180 23H177L178 22ZM0 21H1V19H0ZM2 21H4V20H2ZM2 21L0 22V24H3L2 23ZM38 21V20H37ZM64 21H65V19H64ZM64 21H62V22H60V23H65ZM76 21V20H75ZM78 21V20H77ZM106 21V20H105ZM146 21V20H145ZM147 21H148V18H147ZM151 21V20H150ZM149 21V22H150ZM40 21H38V22H35L36 24H38ZM66 22H67V20H66ZM68 22H69V20H68ZM67 22V23H68ZM80 22V21H79ZM82 21H81V23H83ZM109 22V21H108ZM107 22V23H108ZM136 22V21H135ZM134 22V23H135ZM140 22H142V20L140 21ZM148 22V23H149ZM154 22V23H153ZM17 23H14V24H16L15 26L14 25H12V28H14V27H16L17 26ZM22 23H24V21L22 22ZM24 23V25L22 24V26L23 27H25V28H27L26 27V25L27 24H25ZM45 23H46V21H45ZM51 23V22H50ZM48 24V26L50 25H52V23L51 24ZM67 23H65V25L67 24ZM69 23H71V22H69ZM76 24L77 22H72L71 24ZM87 24H88V20H87V22H86ZM89 23H90V20H89ZM100 23V22H99ZM101 23H103V20H102V22ZM107 23H105V24H107ZM111 23V22H110ZM114 23H116V24H114ZM147 23V24H148ZM19 24V23H18ZM20 24H21V22H20ZM32 24H34V23H32ZM41 24V23H40ZM47 24V23H46ZM46 24H44V29H46V31L41 27V34H42V29L44 30V32H46L47 34H46V36H48L49 35V37H50V34L52 33L53 34V30H55L56 29V34L57 35H60V33H61V31H62V34L60 35V36H58L57 38L58 39H60V37L61 36H64L65 38H64V44H63V41L61 40V39H63V37L59 40L61 43L60 44H62L63 46H66L65 44H67L66 43V41H65V39L66 38H71L70 37V35L69 34H71V33H74L75 32V29H78V27L77 28H75L74 29V27H75V25H72L71 27H73V29L72 30H74V32H72L71 31V27H69V26H67V25H69V24H67L66 26L67 27H69V28H66L65 27V25L63 24L62 25V27H60L58 30H59V34L57 33V27L55 28V29H53L52 31L53 32H47V29L49 30H51V28H53L54 26L52 25V27L51 28H48V26H46L45 27V25ZM79 25H80V23H78ZM91 24V23H90ZM132 22H131V26H132ZM156 24H157V26H156ZM181 24L179 25V26H181ZM27 25V26H28ZM134 25V24H133ZM138 25H139V23H138ZM6 26V29H8L7 27H8V25H3V27H5ZM10 26V25H9ZM14 26V27H13ZM21 26V25H20ZM39 26V25H38ZM88 26H90V25H88ZM87 25H85V27H87L88 29H89V27H88ZM107 26V25H106ZM177 26H174V27H177ZM32 26H31V24H30V27H28L29 28V31H28V34L30 33V28H31ZM40 27H38V30L40 29ZM64 27V28H63ZM80 27V26H79ZM82 27V26H81ZM85 27H82V28H84V29H86ZM92 27H94V26H92ZM101 27H102V24H101ZM105 26H104V24H103V28H104ZM113 27V28H112ZM127 27V26H126ZM129 27V26H128ZM127 27V29H129ZM137 27V26H136ZM138 27H140V26H138ZM143 27H145L144 25L142 26V28ZM148 27V26H147ZM149 27H151V26H149ZM169 27V28H168ZM17 28H19V26L17 27ZM17 28L16 29H14L13 31H17ZM34 28V27H33ZM37 28V27H36ZM63 28V29H62ZM65 28L67 29V30H65ZM81 28V29H82ZM108 28V27H107ZM131 29H129L130 31L132 30V27H130ZM142 28H141V31H143L142 30ZM173 28V27H172ZM1 29V28H0ZM5 29V30H6ZM69 29V30H68ZM98 29H99V26H98ZM186 29V28H185ZM186 29V30H187ZM215 29H219V31H220V33H218V32H214L215 31ZM22 30V29H21ZM20 30V31H21ZM24 30V29H23ZM33 30V29H32ZM34 30H37V29H35L34 28ZM37 30V31H38ZM61 30V31H60ZM79 30V32H80V28L78 29ZM87 30V29H86ZM85 30V31H86ZM96 30H97V27H96ZM103 30V29H102ZM105 30V29H104ZM125 30H126V28H125ZM134 30V29H133ZM146 30H148V29H146ZM145 30V31H146ZM152 29H150V30H148V32L149 31H151ZM174 30H175V32H177L176 31V29L174 28ZM183 30H178V33H172L171 35H170V33H169V36H171L172 38H173V36L172 35H177L178 34V36L179 37H185V35L184 34H187L188 32L187 31H185V32H183V35L182 36H180L181 35V31H183ZM1 31H4L3 29L1 30ZM12 31V32H13ZM16 31H15V34H16ZM69 31H71V33L69 32ZM77 31V30H76ZM81 31H84V30H81ZM90 31H92V30H90ZM90 31L88 30V32H89V35L91 34H94V32L92 33H90ZM100 32H101V30H99ZM128 31V30H127ZM130 31H129V33H130ZM136 31V30H135ZM153 31H152V33L151 34H153ZM155 31H158V30H155ZM154 31V32H155ZM161 31V30H160ZM163 31H161V33L163 32ZM170 31V30H169ZM19 32V31H18ZM18 32H17V34H18ZM87 32V31H86ZM97 32V31H96ZM139 32V29L137 30V33ZM147 32V31H146ZM179 32H180V35H179ZM187 32V33H186ZM2 33V32H1ZM4 33L5 32H3V35H4ZM20 33V32H19ZM27 32H25L24 31V35L25 36H29V35H27L26 34ZM40 33H39V31H38V33H36V34H33L32 33V31H31V38L33 37V36H37L38 37V35H39V38L41 37V35H40ZM84 33V32H83ZM124 33V32H123ZM161 33H156V35L154 36V37H151V38H155L156 40H153V42H151V43H149V45L151 44V46L149 47V51L151 52V55H154V54H157L158 56L157 57H159V56H162V55H159V54H161V53H159V50H161V48H163L162 49V52H163V56L164 55H166V52L167 51H163L165 48H168L167 50H168V52H170L169 50L171 49V48H173V49H176L177 47L174 45V43H175V40L177 39V38H173L174 39V43H172V47L170 48V46H169V43H168V41L166 40V39H164L163 38V33L165 34V33H167V32H163L162 34ZM8 35L7 36H9V34H10V31H9V29H8V33H7ZM20 34H23L22 32L20 33ZM19 34V35H20ZM44 34V33H43ZM42 34V37H44V35ZM80 34H81V36H89L88 34H86V35H82V32H80ZM80 34L78 35V33H77V36H76V33L74 34V36H76V37H80ZM97 34V33H96ZM100 34V33H99ZM95 35V38H99V37H103L102 36V32H101V36L100 35ZM118 34H120V35H118ZM126 33H124L123 35H125ZM140 35H141V33H139ZM146 34H148V33H146ZM189 34H187V35H189ZM1 35V34H0ZM24 35H23V38L25 39V38H29V37H24ZM33 35V36H32ZM114 35H116L115 37H117V38H115L114 37ZM131 35V34H130ZM129 35V36H130ZM135 35V36H134ZM150 35V34H149ZM187 35H186V37H187ZM190 35H189V37H190ZM45 36V37H46ZM54 36H55V34H54ZM71 36H72V34H71ZM96 36H99V37H96ZM113 37V38H111V37ZM133 36H134V38H132V40L134 41V39H135V37L137 38V35L136 34H133ZM139 36V35H138ZM148 36V35H147ZM165 37H166V35H164ZM2 36H0V40L2 39L1 38ZM10 37V36H9ZM18 36L16 35V38H17ZM76 37H74L75 38V40L77 41V42H79L78 41V39L80 40L81 39V37L80 38H77L76 39ZM91 37H93V36H91ZM124 37V36H123ZM126 37V36H125ZM124 37V38H125ZM16 38H14V39H16ZM31 38L28 40V41H32L31 40ZM39 38L37 39V41H38V43H39ZM55 38V37H54ZM74 38H73V36H72V40L74 41ZM94 38V39H95ZM121 38V39H120ZM128 38V37H127ZM141 38H143V37H141ZM167 38V37H166ZM172 38H170V39H172ZM191 38V37H190ZM6 40H7V38H5ZM5 39L3 40L4 42H5ZM9 39V38H8ZM19 39V38H18ZM41 39V38H40ZM52 39H53V37H52ZM83 39V38H82ZM89 39V38H88ZM100 39V40H99ZM98 40L99 41H101L102 39H104V38H99ZM106 39V38H105ZM115 39V40H114ZM130 39H131V37H130ZM139 39V38H138ZM144 39V38H143ZM149 39V38H148ZM187 39V38H186ZM197 39L195 40L196 42H197ZM51 40V39H50ZM68 40V39H67ZM71 40V41H72ZM97 40V42H96V45H97V48H99V45H98V43H99V41ZM117 40V42H120V41H118ZM132 40H130V41H132ZM141 40V39H140ZM183 40H185V39H183ZM191 40H192V38H191ZM2 41V40H1ZM18 41H23V40H17V43H18ZM56 39H55V42L54 41H52V44L53 43H56ZM70 41V40H69ZM70 41V43H72ZM86 41V40H85ZM142 41V40H141ZM144 41V40H143ZM142 41V42H143ZM178 41V40H177ZM176 41V42H177ZM188 41L190 42V40L188 39ZM187 41V42H188ZM3 42V43H4ZM68 42V41H67ZM77 42L75 43V44H77ZM89 42V41H88ZM93 42H94V40H93ZM104 42H105V40H104ZM141 42V43H142ZM179 42V41H178ZM188 42V43H189ZM1 43V42H0ZM10 43H11V41H10ZM10 43H7V45L9 46V44ZM15 43H16V41H15ZM20 43V47L21 48H23L22 47V43L23 42H19ZM18 43V44H19ZM26 43V47L28 46V44H30V43H32L33 44V42H30V43H28L27 44V42H25ZM41 43H43L42 41H41ZM41 43H39V44H41ZM85 43H87V41L85 42ZM103 43V42H102ZM136 43V42H135ZM140 43V41H138V44H141ZM182 43V42H181ZM184 43H185V41H184ZM187 43V44H188ZM193 43V42H192ZM192 43H189V44H192ZM2 44V43H1ZM13 44L14 43H11L10 45L11 46H13ZM36 43H34L33 45V47H32V49L35 47V49L37 50L38 48L36 47V45H35ZM39 44H38V46H39ZM48 43H46L45 45H47ZM49 44H50V41H49ZM73 44V43H72ZM75 44H74V47H75ZM114 44V45H113ZM116 44H117V47H116ZM124 44H123V47H126V46H124ZM133 44V43H132ZM186 44V43H185ZM194 44V43H193ZM192 44V45H193ZM196 44V43H195ZM24 45V44H23ZM67 45H69V44H67ZM87 45V44H86ZM94 45V44H93ZM92 45V46H93ZM101 45V44H100ZM126 45V44H125ZM145 45V44H144ZM149 45H146V46H149ZM158 45H159V47L160 48H158ZM176 45H178V44H176ZM192 45H190L191 47H192ZM16 47H17V45H15ZM31 46V45H30ZM48 46V45H47ZM54 46V45H53ZM52 46V47H53ZM77 46V45H76ZM85 46V45H84ZM88 46V45H87ZM111 46H115V47H111ZM130 46H132V45H130ZM174 46H175V48H174ZM182 46V45H181ZM193 46V47H194ZM3 47V46H2ZM10 47V46H9ZM49 47H50V45H49ZM81 48H82V43H81V46H80ZM91 47V46H90ZM96 47V46H95ZM142 47V46H141ZM1 48V47H0ZM40 48H42L41 46H40ZM66 48V47H65ZM64 48V49H65ZM87 48V47H86ZM94 48V47H93ZM117 48V49H116ZM133 48V47H132ZM135 48H138V46H135ZM135 48H133V49H135ZM170 48V49H169ZM188 48H190V47H188ZM200 48V50L202 49L201 48V46L199 47ZM204 48H206V49H204ZM13 49H14V47H13ZM17 50H19L20 48H16ZM28 49H31V48H28ZM31 49V50H32ZM43 49H45V47L43 48ZM47 50H48V48H46ZM45 49V50H46ZM54 49H58V48H56V46H55V48ZM69 49H72V48H68V50ZM92 49V48H91ZM102 49V48H101ZM107 49H103V50H99V53H100V55L102 54H105L104 52L103 53H101L102 51H108ZM121 49H123V48H121ZM141 49H143V48H141ZM141 49H139L140 51H142ZM155 49H158V51L157 52H155ZM179 49V48H178ZM21 50H23V49H21ZM21 50H19V52H21ZM36 50H33V51H36ZM75 51H76V49H74ZM73 50V53L75 52ZM98 50V49H97ZM113 50L111 51L110 50V52H113ZM128 50V49H127ZM166 50V49H165ZM186 50V48L184 49V51ZM26 51H27V49H26ZM66 51V52H65ZM65 51H62L61 52V54H64L65 56H66V54L65 53H67V54H69L70 55V53H71V51L72 50H70V52L68 51L67 52V50L65 49ZM84 51V50H83ZM88 51V50H87ZM92 51V50H91ZM143 51H145V50H143ZM183 51V52H184ZM190 51V50H189ZM23 52H25V51H23ZM23 52H22V55H23ZM29 52V51H28ZM27 52V54L26 53H24L25 55H23L22 56V59L24 60L25 58L24 57H28V60H30L29 58H30V56H32V54L34 53H28ZM44 52H46V51H44ZM53 51H51V53H52ZM57 52H60V51H57ZM138 52V51H137ZM147 52V51H146ZM167 52V54L168 55H166V56H169L170 54H172V49H171V53L169 54ZM179 52V51H178ZM182 54H184V53H186V52H182V51H180ZM179 52V53H180ZM196 52V53H195ZM3 53L5 54V55H3ZM50 53V52H49ZM48 53V54H49ZM84 52H82V54H83ZM122 53H124V52H122ZM148 53V52H147ZM191 53V55H192V52H190ZM6 54L8 55L9 54V51L7 52V51H3V52H0V97L2 96V98H3V96L4 95H8V94H10V95H16V94H18V93H20L21 91H23V90H25V89H28V90H35V89H38L39 90V88H44L45 89V87H41L42 85H43V79H45V78H43V77H46L47 78V74H46V72L45 73H43L42 72V74L44 75V76H42V74H40L39 73V71H33V72H30V73H28V75L30 76L29 78L27 77V76H25L24 74L22 75L21 74V72L20 71H18V68H17V66H16V68L14 67V66H11L10 64V66L9 65H6V63H4L3 62V58H4V56H5V58H6ZM28 54H30V56H28ZM34 54H36V53H34ZM41 54V53H40ZM43 54V53H42ZM60 56H59V55ZM58 54H56V55H58L60 58V63H58L57 65H60V64H64L65 65V60L66 59H62V58H65V56H63L62 58H61V54L60 53H58ZM80 54V53H79ZM81 54V55H82ZM96 54H98V51H97V53ZM133 54V53H132ZM144 54V53H143ZM142 54V55H143ZM203 54H201L202 55V57H203ZM2 55H3V57H2ZM10 55V54H9ZM13 56L15 55V54H12ZM19 55L21 56V53H19ZM52 55V54H51ZM56 55H52L54 58L55 57H57ZM94 55V54H93ZM119 55H117V58L119 59L118 61H119V68H118V70L120 69H122L123 67V72H120V73H123V74H119L118 76L116 75V73L114 74V72H115V69H113L114 71H113V74L112 73H110L109 75H112V76H114V75H116V77L114 78V77H112L113 78V82H115L116 80L118 81L119 79H117V77H120V79H121V76L123 75V77L125 78V80H126V77L127 76H129L128 78H130L131 76L130 75H128V71H126L127 69V67H126V63L128 64V65H130V67L131 68H134V67H132L133 65V63H131L130 62V60H129V58H128V60H127V62L125 63V61L123 62V61H120V58L122 57V55L120 56V57H118ZM126 55V54H125ZM131 54H129L128 56H130ZM137 55L139 56L140 55V53L138 52L137 54L135 53V55L134 56H136V57H134L133 55H132V58H134L135 59V62L137 61L138 62V60L140 59L139 57H137ZM146 55V54H145ZM199 55V54H198ZM201 55H200V57H201ZM212 55V56H213ZM221 55L223 56V58H221ZM13 56H11L12 58H15V61H14V59L12 60V58H11V60H12V64H14L15 62L17 63H19V61L17 60V55H15L14 57ZM38 56H40V55H38ZM48 56V55H47ZM49 56H50V54H49ZM75 56H76V54H75ZM75 56H74V58H75ZM84 56V55H83ZM99 56V55H98ZM110 56H113V55H111V53H110ZM124 56V55H123ZM166 56H164V57H166ZM171 56V55H170ZM211 56V57H212ZM215 56H214V58H215ZM216 56V57H217ZM19 57V56H18ZM34 57L35 56H33V59H34ZM69 57V56H68ZM68 57H66V58H68ZM71 57L73 58V56L71 55ZM93 57V56H92ZM97 57V56H96ZM140 57H142L141 55H140ZM148 57V56H147ZM145 58L144 57V55H143V59H146L147 60V62H146V64L144 65V66H146L147 68H148V66L151 68V67H154V69H153V71H155V72H153V71H149V73L147 72V70H146V72L143 70V71H141V77L144 75V73H147V75H149V76H151V77H144L145 79H146V81L147 80H149L150 78L152 79V75L153 74H156L157 72V70L159 71V69H157V67H156V65L160 68V66H161V68H163L164 67V65H165V63H164V61H165V59L163 58H161L160 57V59L161 60H163V61H161L160 62V60H155V61H150V63H149V60L151 59V58H149V60H148V58ZM152 57V56H151ZM196 58L198 57V56H195ZM201 57V58H202ZM46 58V57H45ZM53 58V59H54ZM70 58V57H69ZM68 58V59H69ZM71 58V59H72ZM76 58H77V56H76ZM95 58V57H94ZM93 58V61L91 62L92 63V65L94 64V60H96V59H94ZM99 58H102V57H100L99 56ZM98 58V59H99ZM112 58V57H111ZM116 58V59H117ZM123 58V57H122ZM139 58V59H138ZM154 58H156V57H154ZM166 58H168V57H166ZM172 58H173V54H172ZM38 59V58H37ZM49 59H50V57H49ZM52 59V58H51ZM62 59V60H61ZM82 59V58H81ZM169 59L170 58H168V59H166V60H168V62H169ZM206 59H207V61H208V56L206 57ZM6 60H8L7 58H6ZM17 60V61H16ZM26 60V59H25ZM27 60V61H28ZM48 60V59H47ZM55 60H57L58 61V57H57V59H55ZM64 60V62H62ZM78 60V64H80V59H77ZM83 60H84V58H83ZM88 60V59H87ZM142 60V59H141ZM172 61H174L173 59H171ZM178 60H179V58H178ZM211 60L213 61L214 59L213 58H211ZM21 61V60H20ZM52 61V60H51ZM50 61V62H51ZM57 61L55 62L54 61V63H57ZM90 59H89V63H90ZM112 61V60H111ZM118 61L116 60V62L118 63ZM202 61H204L205 63L203 64V62ZM11 62V61H10ZM23 62H25V61H23ZM36 62V61H35ZM46 62V61H45ZM59 62V61H58ZM68 62H70V61H67L66 62V64L68 63ZM71 62L73 63V59L71 60ZM82 62V61H81ZM96 62V61H95ZM123 62V63H122ZM129 62L131 63V64H129ZM141 63V65L139 66V64L138 63ZM137 64H138V66H139V68H137V69H139V71L140 70H142L141 68H142V62H144L143 60H142V62L141 61H139ZM166 62V61H165ZM4 63V64H3ZM37 63V62H36ZM75 63V62H74ZM88 63V62H87ZM109 63H110V61H109ZM113 63V62H112ZM120 63H121V65H123L124 63V66L122 67V68H120ZM151 63H153V64H155V65H153V64H151ZM162 63V64H161ZM167 63V62H166ZM198 63V64H197ZM208 63H209V61H208ZM208 63H207V65H208ZM212 62H210V64H211ZM214 63V62H213ZM20 64V63H19ZM31 64L32 63H30V65H28V66H31ZM41 63H39V65H40ZM43 64V63H42ZM53 64V63H52ZM70 63H68L67 65H65L64 67H67V68H69V71H65V73H63V75H65V76H63L62 74H61V76H60V73H62V72H64L63 70L65 69L64 67H62V66H58V67H60L59 69L60 70H62V71H60L59 70V72H57V74H56V76L58 75L59 76V81H57L58 82V84H59V82H60V84L59 85H57V90L55 89V87H54V89H55V91L57 92V91H62L64 94H65V97L66 98H64V106H67L68 108L71 106V105H73V106H76V107H83V103H85V104H87V106H85V110H89V108H91L90 107V105H95V107H97L96 108V113H98L99 115H98V118H105L106 120H108V124L107 125H105V126H98V129H102V130H105V131H107V135L106 136H108V138H110V140L112 139V141L113 142H117V143H119V144H121V146L123 145L122 143H124V142H127V146L129 147V149H130V145H128L130 142H133V143H135V142H137V143H139V145L142 147L143 146V142L145 141V139L147 138V137H151V138H155V140H156V137L162 132L163 134H165L164 133V131L162 130V128H167L168 126L166 125H164V123H163V121L161 122L160 121V123H162L163 125H154L152 122H150L149 121V125H150V123L151 124H153L152 126H156V128H157V132H155V128L153 127V128H151V127H149V125H148V121L146 120V122H144V124H142V119H144L143 118V115H145V117L148 115V118H149V116H152V117H150V118H153L154 120L156 119L155 117L156 116H153V115H155V114H153L154 113V111L151 109L149 112L148 111H146L147 110V107L146 108H144L143 110L144 111H142V107L143 106H141L140 104V102H139V100H141V99H139L138 97L139 96H137V95H135V94H138V91H140V94L142 93L141 91L143 90V91H145V89H146V85L145 84H142V83H140V81L139 80H141L142 81V78L140 79V76H137L135 73H137L136 71L134 72V73H132V74H135V75H133V77H135L134 79H133V81H131V83L132 82H134V80H136V78H139V80H137V82H135V83H133V84H129L130 86L129 87H131V86H133L132 87V89L137 85V86H144V88L141 86L140 88L139 87H137V90H136V92L137 93H135L134 92V90H133V94H131V92H130V90L131 89H126V86H123L124 84H122V80L120 81L121 82V85H118L117 84V82H115V84H116V87H113V88H117L118 89V86H121V89H122V91L124 90V88L128 91V93L126 94V96H124V95H122L123 96V98L124 99H128V98H126V97H133V96H137V97H135L136 98V100L134 99V97L133 98H131L133 101V105L132 106H135V108L138 106H140V110L138 109V108H136V110H135V108H125L126 106H128L127 104H126V102H125V104H126V106H124L123 105V103L122 104H119V103H117V102H115L116 100H114V98H116V97H113V95L111 94V93H113V92H111L110 93V95H103V93L101 94H97L96 95V93H94L93 91V87H95V88H98L97 87V83L95 82L96 81V78H95V76L92 74V73H90V72H92V70L90 71V70H88V71H90L89 73H85V75L83 76V78L81 79V80H79V78L81 77L80 76V73L82 74V72H80L79 73V71L77 70V73L76 74H78L77 75V79H78V81L76 80H72L73 78H74V76L73 75H75L76 76V74H75V71L76 70H74V71H72V68L71 67H73L72 66V64H70ZM85 63H83V65H84ZM96 64H98V62L96 63ZM115 64V67L117 66L116 65V63H114ZM152 66H151V65ZM158 64H160V65H158ZM169 64V63H168ZM15 65V64H14ZM44 65V64H43ZM43 65H41V66H43ZM47 65V64H46ZM56 64H55V66H57ZM69 65V66H68ZM88 65V64H87ZM132 65V66H131ZM148 65V66H147ZM207 65H206V67H207ZM219 65H216L215 67H217V66H219ZM20 66H23V63H22V65H20ZM19 66V67H20ZM27 66V65H26ZM35 66H36V64H35ZM40 66V67H41ZM48 66H49V68L48 67H46L48 70H50V64L48 63ZM54 66V65H53ZM54 66V69L56 68ZM81 66V65H80ZM79 66V67H80ZM112 66H114L113 64H112ZM137 66V67H138ZM173 66V65H172ZM201 66V65H200ZM203 66V67H204ZM211 66V65H210ZM40 67L38 68L39 70H40V72H41V70L43 69V67H42V69H40ZM58 67L56 68V69H58ZM88 67H90V65H88V66H86V70H87V68ZM97 67H98V65H97ZM108 67V66H107ZM110 67V66H109ZM206 67H204L203 69H205ZM212 67V66H211ZM37 68V67H36ZM52 69H53V67H51ZM75 68V67H74ZM80 68H82V67H80ZM111 68H113V67H110V69ZM128 68H129V66H128ZM157 70H156V69ZM160 68V70H162ZM167 68V67H166ZM172 67H170V69H171ZM208 68V67H207ZM206 68V69H207ZM220 67H218V69H219ZM35 69V68H34ZM47 69H46V71H47ZM71 69V70H70ZM126 69V70H125ZM135 69V68H134ZM134 69H133V71H134ZM152 69V68H151ZM186 69V70H185ZM121 70V71H122ZM129 70H132V69H129ZM164 70V69H163ZM55 71V70H54ZM70 71H72L74 74H72V72L70 73ZM125 71V72H124ZM194 70H191V72H193ZM207 71V72H208ZM219 71V70H218ZM50 71H48V73H49ZM56 72V71H55ZM66 72H68V73H70L69 74V78L68 77H66V75H68V73H66ZM87 72V71H86ZM105 72H106V69H105ZM112 72V71H111ZM128 72V73H127ZM144 72V73H143ZM153 72V73H152ZM160 72H162V71H159L158 73H157V75L160 77ZM196 71H194V73H192V74H194V75H196V73H195ZM124 73H126V74H124ZM150 73H152V75L150 74ZM176 74L175 76H177V75H179L180 73L182 74H180V78L182 77V79H179V76H177V77H175L176 78V81H175V78L174 77H172V75L171 74ZM53 74V73H52ZM52 74L50 75L49 74V76H48V81H47V79H46V81H47V83H49V78H50V76L51 77H56V76H52ZM71 74H72V77H71ZM130 74V73H129ZM161 74H164V76H165V79L167 78L166 76H167V74L164 72H162ZM209 74V75H210ZM258 74H260V72L258 73ZM47 75V76H46ZM124 75H126V77L124 76ZM146 74H145V76H147ZM155 76V75H154ZM158 76H155V78L156 77H158ZM163 76V75H162ZM184 76V77H183ZM110 77V76H109ZM110 77V78H111ZM132 77V78H133ZM158 77V78H159ZM172 77V78H171ZM196 77H197V75H196ZM200 77V76H199ZM199 77H197V79L199 78ZM57 78V77H56ZM70 78H72V79H70ZM112 78H111V80H112ZM131 78V79H132ZM162 78V77H161ZM166 79L167 81H168V83H170L169 81H171L170 79ZM195 77H193V78H191V79H194ZM244 78H246L247 80H248V82H246L245 80H244ZM70 79V80H69ZM75 79V78H74ZM150 79V80H151ZM154 79V78H153ZM179 79V80H178ZM189 79H190V77H189ZM56 80V79H55ZM54 80V81H55ZM110 80V81H111ZM125 80H124V82H125ZM129 80V79H128ZM155 80H157L158 82L159 81H161V80H164V78H162V79H160V80H158L157 78L156 79H154L153 81L154 82H156ZM199 80V79H198ZM53 81V82H54ZM107 81V80H106ZM152 81V80H151ZM150 81V82H151ZM200 82H201V80H199ZM216 81V82H215ZM260 81H262L263 82V84H262V88H264V80H260ZM259 81V82H260ZM112 82V81H111ZM113 82H112V84H113ZM119 82V83H120ZM126 82H127V80H126ZM158 82H156L157 84H158ZM46 83V85H52V83L50 84H47ZM98 83H101L100 81L98 82ZM128 83H130L129 81H128ZM128 83H126V84H128ZM138 83V84H137ZM146 83V82H145ZM159 83H161V82H159ZM186 83V85H184ZM45 84V83H44ZM125 84V85H126ZM140 84V85H139ZM149 83H147V85H148ZM152 84V83H151ZM188 84V85H189ZM45 85V86H46ZM96 85V86H95ZM118 85V86H117ZM165 86V88L164 89H166V88H168L169 86H171V85H173V84H171V85H168V84H164ZM176 84L175 85H173V86H177ZM200 85H202L201 87H200ZM44 86V85H43ZM105 86V85H104ZM149 86V85H148ZM150 86H153V84L152 85H150ZM155 86L156 85H154V88H155ZM172 86V87H173ZM196 86H198V87H196ZM127 87H128V85H127ZM160 87H162V86H160ZM174 87V88H175ZM213 87H215V89H217L218 91H215V89L213 88ZM49 88V87H48ZM52 87H50L48 90H50ZM120 88V87H119ZM136 88V87H135ZM140 90H139V89ZM143 88V89H142ZM154 88H152V89H154ZM159 88V87H158ZM162 88V89H163ZM171 88V87H170ZM181 88V89H180ZM180 88H178V91H180V93L178 92L177 93V90L175 89V91H176V93L178 94V95H180V94H184L185 92H183L182 93V87H180ZM261 88V89H262ZM40 89V91H41V94H40V92H38V91H35L36 93V97H38V94H39V97H40V95H42V94H44V93H42L43 92V90H41ZM120 89V90H121ZM163 89V91H166V90H164ZM191 90L192 92L193 91H195V90ZM213 89H214V91H213ZM230 89V90H229ZM258 89V88H257ZM257 89H256V92H258L257 91ZM10 90V91H9ZM46 90H47V88H46ZM47 90V91H48ZM107 90H108V86H107ZM110 90V89H109ZM116 90V89H115ZM114 90V91H115ZM119 90V91H120ZM126 90H124L125 92L124 93H126L127 91ZM160 90V89H159ZM168 90L171 92V90L168 88ZM200 90V89H199ZM208 90V91H207ZM117 91V90H116ZM174 91V90H173ZM33 92V91H32ZM50 92V91H49ZM78 92H83V93H81V98L80 97H78L77 98V93ZM101 92V91H100ZM106 93H108L107 91H105ZM156 92H158V91H156ZM170 92H168V91H166V93H170ZM190 92V91H189ZM192 92L190 93V95L189 96H187L188 97V99H189V97L191 98V94H192ZM204 92V93H203ZM232 92H234V91H232ZM238 92V91H237ZM255 92V93H256ZM38 93V94H37ZM53 93V92H52ZM59 93H61V92H59ZM79 93V94H80ZM117 93V92H116ZM119 93V92H118ZM131 95H130V94ZM159 94H157V96L159 97L160 95L163 97L165 94L164 93H162V94H160V91L158 92ZM193 93H195V92H193ZM228 93V94H229ZM49 94H51V93H49ZM62 94V93H61ZM60 94V95H61ZM123 94V93H122ZM164 94V95H163ZM171 94V93H170ZM222 94V93H221ZM220 94V95H221ZM226 94V93H225ZM231 94V93H230ZM261 94V93H260ZM63 95V94H62ZM61 95V96H62ZM100 95H101V97H100ZM115 95H117V94H115ZM128 95V96H127ZM133 95V96H132ZM142 95H144L143 93L141 94V96ZM169 94H167V96H164V97H171V95L170 96H168ZM185 95V94H184ZM264 96V93L263 94H261V96ZM44 96H46L45 98H47V97H49V95H44ZM120 96V98H121V100L123 99L122 97H121V95H118V97ZM160 96V97H161ZM174 96H175V98H174ZM183 96V95H182ZM237 96V97H238ZM43 97V96H42ZM150 97V96H149ZM161 97V99H160V101H156L157 103H162L163 104V98ZM172 97H173V99H177L176 97H180V96H177V95H175V93L173 92V95H172ZM202 99H203V97H202V95L200 96ZM222 98H224L223 96H221ZM220 97V98H221ZM138 98V99H137ZM145 98V97H144ZM184 98V97H183ZM191 98V99H192ZM244 98V97H243ZM173 99H171V100H173ZM180 99L181 100H184V99H182L181 97H180ZM214 99H215V97H214ZM213 99V100H214ZM264 99V98H263ZM143 100V99H142ZM152 99H150V101H151ZM153 100H155V99H153ZM170 100V101H171ZM187 99L185 98V100L184 101H186ZM216 100V99H215ZM222 100V99H221ZM246 100H247V102H246ZM118 101V100H117ZM127 101V100H126ZM130 101V100H129ZM135 101V102H134ZM138 101V102H137ZM145 101V100H144ZM164 101H169L168 99L167 100H165L164 99ZM169 101V102H170ZM177 102H178V99L176 100ZM184 101H183V103H184ZM224 101V100H223ZM222 101V102H223ZM83 102V103H82ZM122 102V101H121ZM124 102V101H123ZM131 102V103H132ZM137 102V103H136ZM154 102V101H153ZM156 102H154L153 104H155ZM169 102H168V104H169ZM175 102V101H174ZM190 102V101H189ZM134 103H136V105H134ZM138 103H139V105H138ZM145 103V102H144ZM173 102L171 101V103L170 104H172ZM179 103V102H178ZM219 103V102H218ZM224 103V102H223ZM226 103V102H225ZM153 104H151V103H149V106H150V108H152L151 107V105H153ZM164 104H166V103H164ZM163 104V105H164ZM187 104V103H186ZM189 104H191V103H189ZM143 105V104H142ZM147 105V104H146ZM160 105V104H159ZM188 105V104H187ZM225 105H228V104H225ZM231 105V103L229 104V106ZM158 106V105H157ZM156 106V107H157ZM179 106V105H178ZM216 106V105H215ZM218 106H219V104H218ZM76 107H74V108H76ZM160 107V106H159ZM159 107H158V109H159ZM177 107V106H176ZM187 107V106H186ZM214 107V106H213ZM224 107V106H223ZM226 107V106H225ZM84 108V107H83ZM82 108V109H83ZM153 108H154V106H153ZM166 108H167V106H166ZM173 108V107H172ZM215 108V107H214ZM229 108V107H228ZM81 108H79V110H80ZM92 109H93V107H92ZM156 109V108H155ZM216 109V108H215ZM77 110H78V108H77ZM84 110V109H83ZM82 110V111H83ZM219 110V109H218ZM231 110V109H230ZM81 111V110H80ZM89 111H95V108L93 109V110H89ZM98 111V112H97ZM161 111V110H160ZM160 111H156L157 113H158V115H159V118L157 119V120H159L161 117H166V116H163V114H162V112H160ZM212 111V110H211ZM217 111V110H216ZM228 110H226V112H227ZM77 113L79 112V111H76ZM75 112V113H76ZM146 113V114H143V113ZM151 112H153V113H151ZM155 112V113H156ZM160 112V113H159ZM163 112H164V109H163ZM166 112V111H165ZM226 112H224V113H226ZM82 113V112H81ZM80 113V115H82L83 117H84V115L83 114H81ZM92 113H94V112H92ZM149 113H151V114H149ZM168 114V116H169V118H167L168 120H170V115L171 114H169V112H167ZM213 113H215V112H213ZM224 113H222V114H224ZM86 114V113H85ZM165 114V113H164ZM206 114H207V112H206ZM216 114V113H215ZM215 114H213V115H215ZM220 114H221V112H220ZM219 114V115H220ZM221 114V116L222 117H224L223 115ZM76 115H78V114H76ZM75 115V116H76ZM79 115V116H80ZM93 115V114H92ZM96 115V114H95ZM208 115V114H207ZM249 115H251L252 116V118H250V119H246V117L247 116H249ZM161 116V117H160ZM174 116H177L176 115V113L174 114ZM201 116H203V115H201ZM212 116V115H211ZM87 117H90V119H91V116H87ZM86 117V118H87ZM158 117V116H157ZM214 117H216V116H214ZM226 118L228 117V116H225ZM69 118V117H68ZM81 118V117H80ZM213 118V120H215V123H216V126H218V130L216 129V131H213L214 129H212V127H210V126H212L211 125V119ZM219 118H220V116H219ZM85 119V118H84ZM89 119V118H88ZM95 119V118H94ZM221 119H223V118H221ZM161 120V119H160ZM163 120V119H162ZM168 120H165V121H168ZM172 120V119H171ZM170 120V121H171ZM206 120H207V118H206ZM49 121V120H48ZM85 121V120H84ZM145 121V120H144ZM169 121V122H170ZM211 121V122H210ZM93 122V121H92ZM94 122H95V120H94ZM107 123V122H106ZM147 123V124H146ZM154 123H156V120H155V122ZM166 123V122H165ZM180 123V124H179ZM194 123V124H193ZM215 123H214V125H215ZM145 124L147 125V126H145ZM189 124L190 125H192V127H194L193 128V131H192V129H191V127L189 128ZM144 128H143V127ZM180 127V130L178 131V128ZM190 129V131L191 132H189V130H188V128ZM209 127V128H208ZM214 128V127H213ZM206 129H209L208 130V134H206L207 132H206ZM148 132V134L146 135V131ZM167 130V129H166ZM142 131H144V132H142ZM154 131V132H153ZM104 132V131H103ZM166 132V131H165ZM187 132H189V133H187ZM149 133L151 134V136L149 135ZM162 134V135H163ZM187 135V134H189V135H191V136H189V137H191L192 138V141H191V144L190 143H187L188 141L184 138V139H181V138H179V137H182V135ZM149 135V136H148ZM181 135V136H180ZM160 137H161V134L159 135ZM165 135H163L162 137H164ZM130 137H132L133 138V140L131 141L129 138ZM184 137V136H183ZM186 137H188V136H186ZM169 138V137H168ZM157 139L158 140H160V138H158L157 137ZM151 141V142H153L152 143V149L150 150V151H148V150H145L146 148V145H145V147L143 148H141V150L143 151V153L145 154V157H146V159L145 160H147V162H146V164H144V168H143V172L145 171L146 173H152V169H154L155 167H157V168H159V165H160V163L158 162V160L160 159V158H164L165 156H170V150H175V148H173L171 145H168V147L167 148H164L165 146V144L167 143V142H163L162 140H160L162 143H165V144H162L160 141ZM111 141V142H112ZM148 141H149V139H148ZM172 141V140H171ZM151 142H150V144H151ZM148 143V142H147ZM169 144V143H168ZM148 145V144H147ZM115 146H117V145H115ZM150 147V146H149ZM193 150H196L197 152H195V153H192L193 152ZM170 151V152H169ZM190 153H192L191 155H190ZM196 156V155H195ZM191 158V159H192ZM196 158H194V160H195ZM193 160V159H192ZM232 160V159H231ZM239 160V161H240ZM190 161V160H189ZM199 161V160H198ZM201 161V160H200ZM199 161V163L201 164L202 162H200ZM228 161H229V159H228ZM227 161V162H228ZM238 161V160H237ZM187 162V161H186ZM191 162H193V161H190L189 163L192 165V163ZM195 162H197V160L195 161ZM194 162V163H195ZM78 163L79 164H82V165H84V162H81V161H78ZM182 163V162H181ZM193 163V164H194ZM199 163H196L195 165L196 166H198V167H196V169L197 168H200L199 167ZM204 163H202L201 165H203L204 166ZM5 164V163H4ZM185 164V163H184ZM183 164V165H184ZM200 165V166H201ZM205 165V166H206ZM213 165V166H214ZM223 165V164H222ZM53 166V165H52ZM203 166L201 167L202 169H203ZM205 167V169L206 168H208V167ZM192 167H194V165H192ZM152 168V169H151ZM201 168L199 169V170H201ZM212 168V167H211ZM145 169V170H144ZM195 169V170H196ZM194 169L192 168V171H193ZM198 170V169H197ZM47 171V170H46ZM140 171V172H139ZM137 172H139L140 174L142 173L143 174V172L141 171V170H138ZM199 172H202V171H199ZM166 173V174H165ZM165 173H163V172H159V171H156V173H154L153 175H154V178H152L151 180L150 179H144V178H142V181H143V183L144 184H146L147 186H150V187H154V189H157L158 188V190H161L162 189V192H163V186H165V183H166V181H169V180H171L172 178L169 176V175H171L169 172H165ZM210 173V172H209ZM260 173V174H259ZM60 175L62 176L61 178H60V180H62V181H69V182H77L76 181V178H72V179H69V176H67L66 174H64V173H60ZM253 175V176H254ZM257 175V176H258ZM77 177V176H76ZM234 178H236V177H234ZM80 179V178H79ZM82 179V178H81ZM217 179V178H216ZM215 179V180H216ZM237 179H239L238 177H237ZM247 179V178H246ZM219 180V179H218ZM217 180V181H218ZM212 181V180H211ZM228 181V180H227ZM208 182H210V181H208ZM214 182V181H213ZM223 182V181H222ZM231 182V181H230ZM249 182V181H248ZM227 183H229V182H227ZM39 184V183H38ZM41 185V184H40ZM39 185V186H40ZM43 187V186H42ZM41 188V187H40ZM80 189H82L83 191H84V188H83V186H80ZM169 190V189H168ZM180 190V189H179ZM86 191H88V192H91V194H96V188L95 187H89L88 189H86ZM166 191V190H165ZM250 191V190H249ZM85 192V191H84ZM170 192V191H169ZM217 193V192H216ZM219 193V192H218ZM216 196H217V194H216ZM61 207V206H60ZM57 210V209H56ZM116 210V209H115ZM72 218V217H71ZM72 220V219H71ZM92 222V221H91ZM69 223H70V221H69ZM94 223V222H93ZM18 224V223H17ZM14 225H16V223L14 222ZM19 226V225H18ZM94 226V225H93ZM98 226V225H97ZM13 227H15V226H13ZM17 227V226H16ZM15 227V228H16ZM122 228V227H121ZM16 230V229H15ZM98 233V232H97ZM96 233V234H97ZM12 234V233H11ZM82 236H84V235H82ZM129 236V235H128ZM128 238H130V237H128ZM132 238V237H131ZM119 239V238H118ZM124 239V238H123ZM102 240V239H101ZM117 240V239H116ZM18 241V240H17ZM130 241H132V240H130V239H127V242L129 243ZM135 241H137V240H135ZM99 245V244H98ZM97 245V246H98ZM115 245V244H114ZM96 246V247H97ZM99 247V246H98ZM113 247V246H112ZM115 247V246H114ZM149 248V247H148ZM264 248V247H263ZM116 250V249H115ZM142 251V250H141ZM156 251V250H155ZM168 251H170V250H168ZM263 251V250H262ZM108 252V251H107ZM258 252V251H257ZM26 254V253H25ZM190 254V253H189ZM69 255V254H68ZM20 256V255H19ZM143 256V255H142ZM105 257V256H104ZM159 257V256H158ZM217 257V256H216ZM215 257V258H216ZM238 258V257H237ZM142 259V258H141ZM140 259V260H141ZM40 260H42V259H40ZM105 260V259H104ZM146 260V259H145ZM150 260V259H149ZM159 260V259H158ZM162 260V259H161ZM222 260V259H221ZM220 260V261H221ZM230 260V259H229ZM238 260H240V259H238ZM143 261V260H142ZM225 261V260H224ZM231 262H232V260H231ZM26 263V262H25ZM151 262H149V264H150ZM148 264V263H147ZM234 264V263H233ZM243 264V263H242Z\"/></svg>", "mask_w": 264, "mask_h": 264}]
</instances>
